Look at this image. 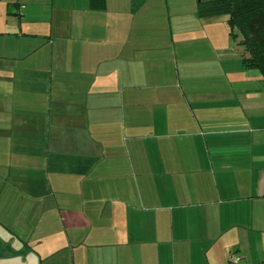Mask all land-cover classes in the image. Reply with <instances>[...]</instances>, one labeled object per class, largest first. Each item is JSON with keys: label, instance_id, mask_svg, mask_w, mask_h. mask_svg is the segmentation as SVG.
<instances>
[{"label": "crops", "instance_id": "1", "mask_svg": "<svg viewBox=\"0 0 264 264\" xmlns=\"http://www.w3.org/2000/svg\"><path fill=\"white\" fill-rule=\"evenodd\" d=\"M200 1L0 0V264L264 262V77Z\"/></svg>", "mask_w": 264, "mask_h": 264}, {"label": "trees", "instance_id": "2", "mask_svg": "<svg viewBox=\"0 0 264 264\" xmlns=\"http://www.w3.org/2000/svg\"><path fill=\"white\" fill-rule=\"evenodd\" d=\"M198 11L202 17L228 15L231 32L241 35L244 64L259 68L264 77V0H202Z\"/></svg>", "mask_w": 264, "mask_h": 264}, {"label": "built area", "instance_id": "3", "mask_svg": "<svg viewBox=\"0 0 264 264\" xmlns=\"http://www.w3.org/2000/svg\"><path fill=\"white\" fill-rule=\"evenodd\" d=\"M227 264H241V257L233 253L229 256ZM262 264H264V262Z\"/></svg>", "mask_w": 264, "mask_h": 264}, {"label": "rangeland", "instance_id": "4", "mask_svg": "<svg viewBox=\"0 0 264 264\" xmlns=\"http://www.w3.org/2000/svg\"><path fill=\"white\" fill-rule=\"evenodd\" d=\"M240 39H241V36H240ZM239 41V39H236V43Z\"/></svg>", "mask_w": 264, "mask_h": 264}]
</instances>
